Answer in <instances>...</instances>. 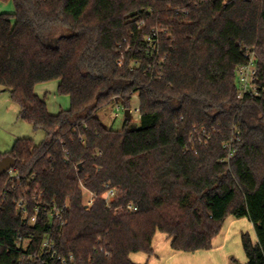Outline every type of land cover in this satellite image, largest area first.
<instances>
[{
	"label": "trees",
	"instance_id": "1",
	"mask_svg": "<svg viewBox=\"0 0 264 264\" xmlns=\"http://www.w3.org/2000/svg\"><path fill=\"white\" fill-rule=\"evenodd\" d=\"M1 1L15 12L0 14V87L46 137L0 152L20 176L8 197V174L0 180V264H42L21 259L47 236L71 264H138L134 254L149 264L158 235L175 253L210 251L229 219L252 223L245 264H264V0ZM248 53L260 95L241 101ZM51 81L70 98L58 115L35 91ZM136 94L140 128L99 118L114 102L130 110ZM107 186L118 193L109 206ZM82 188L97 195L89 208ZM27 192L67 205L65 220L41 213L29 225L15 203Z\"/></svg>",
	"mask_w": 264,
	"mask_h": 264
},
{
	"label": "rangeland",
	"instance_id": "2",
	"mask_svg": "<svg viewBox=\"0 0 264 264\" xmlns=\"http://www.w3.org/2000/svg\"><path fill=\"white\" fill-rule=\"evenodd\" d=\"M14 12L15 7L12 1L5 2L0 0V14H13ZM59 83V81H51L39 84L35 89L36 94L46 101L48 110L52 115H58L62 111H68L70 109V98L58 93ZM138 109L139 98L136 94L131 101V120L129 122H127L125 114L127 110L123 104L119 103L118 105L116 102L100 110L98 116L107 126L114 130H122L126 123L132 127L140 128L141 118ZM18 114V106L11 101L8 93L4 92L2 87H0V152L3 154L9 153L18 139H31L36 144H41L45 140L46 134L42 130H34L30 124L20 120ZM90 199V193L85 191L84 203H87ZM235 225L238 224L233 223L232 220L227 222L226 227L227 230H229L230 244L226 250H223L221 253L217 252V255H222L221 257H223L225 254H232L234 252L233 256L238 258L239 261L237 263L242 264L239 257L242 256V258L245 259V253L242 248L241 240L240 238H236V235L238 233L237 227L242 229L246 227L247 224L241 222L239 226ZM155 258L157 261H161V264L163 263L164 259H162V257L154 256L151 260ZM147 261L148 258L146 257L145 263Z\"/></svg>",
	"mask_w": 264,
	"mask_h": 264
},
{
	"label": "built area",
	"instance_id": "3",
	"mask_svg": "<svg viewBox=\"0 0 264 264\" xmlns=\"http://www.w3.org/2000/svg\"><path fill=\"white\" fill-rule=\"evenodd\" d=\"M150 41V40H149ZM154 48V47H153ZM247 63L239 66L236 71V84H237V99L244 100L248 96H259L260 95V87L257 85V62L256 56L254 53H248L247 55ZM139 111V110H138ZM242 141L240 131L235 129L231 139L224 144V149L227 150L226 161L229 162L236 153V146L240 144ZM9 181L8 185H11L5 191V195L3 197H8L11 192L16 189V183L18 182V187L20 186V176L14 172V169L8 173ZM83 189V193L86 191L90 193L91 199L84 203L86 208H89L96 199L97 195L87 191L85 188ZM33 198L31 199V192H27L23 197H19L15 200L17 204V208L19 209L20 214L26 219L29 225H36L39 221V216L41 213H45L48 215L50 220L52 221H64L67 213L69 212V207L67 205L58 206L56 204L44 206L41 197L37 192H34ZM118 197V193L115 189L107 186L106 193L102 196L103 200L109 206L113 200ZM31 200L33 201L34 214L31 216ZM127 209L131 212H136L138 209L132 204L128 205ZM65 225V222H62ZM29 241L25 240L22 244V249L27 251L29 246ZM22 261L26 260L28 262L39 261L42 264H71L73 262V258H67L60 255L55 248V243L50 239L49 236L45 238L42 245V251L39 255L34 254H24Z\"/></svg>",
	"mask_w": 264,
	"mask_h": 264
},
{
	"label": "crops",
	"instance_id": "4",
	"mask_svg": "<svg viewBox=\"0 0 264 264\" xmlns=\"http://www.w3.org/2000/svg\"><path fill=\"white\" fill-rule=\"evenodd\" d=\"M230 220H232L233 223L238 224L235 226H239L241 222L247 224L246 227L242 229L240 227H237L238 233L236 235V238H240L241 240V236L243 233H249L252 238L255 239L254 227L252 223H250L247 219H229L228 221ZM226 224L221 235L214 241V248L210 251H198L196 253H175L171 249L169 240L161 235H158L154 243L155 256H160V258L162 257V259H164L162 264H238V258L233 256L234 252L232 254H225L223 257H221L222 255H217V252L221 253L223 250H226L230 244L229 230H227ZM131 259L135 263L144 264L146 261V256L143 254H134L131 256ZM239 260L242 264H245L247 261L246 256L245 259L240 256ZM149 264H161V261H157L156 258L154 260L150 259Z\"/></svg>",
	"mask_w": 264,
	"mask_h": 264
},
{
	"label": "water",
	"instance_id": "5",
	"mask_svg": "<svg viewBox=\"0 0 264 264\" xmlns=\"http://www.w3.org/2000/svg\"><path fill=\"white\" fill-rule=\"evenodd\" d=\"M125 114H126L127 121H130L131 111L127 110ZM16 164H17L16 160L12 158L11 156L4 157L0 161V180L3 176L8 174L11 170L15 169Z\"/></svg>",
	"mask_w": 264,
	"mask_h": 264
}]
</instances>
